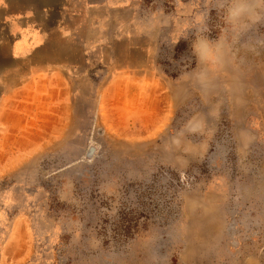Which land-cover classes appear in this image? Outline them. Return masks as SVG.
I'll return each mask as SVG.
<instances>
[{
    "label": "rangeland",
    "instance_id": "rangeland-1",
    "mask_svg": "<svg viewBox=\"0 0 264 264\" xmlns=\"http://www.w3.org/2000/svg\"><path fill=\"white\" fill-rule=\"evenodd\" d=\"M111 1L119 37L73 119L0 111V264H264V27L202 88L181 76L188 41L136 35L150 0ZM112 73L132 77L90 93Z\"/></svg>",
    "mask_w": 264,
    "mask_h": 264
},
{
    "label": "crops",
    "instance_id": "crops-1",
    "mask_svg": "<svg viewBox=\"0 0 264 264\" xmlns=\"http://www.w3.org/2000/svg\"><path fill=\"white\" fill-rule=\"evenodd\" d=\"M127 9L111 0H0V111L39 101L54 119H73L75 98L85 93L79 80L103 78L96 76L97 52L119 37L104 40V31L110 20L118 28ZM131 77L112 73L105 85L94 81L90 93L118 95L119 80Z\"/></svg>",
    "mask_w": 264,
    "mask_h": 264
},
{
    "label": "clouds",
    "instance_id": "clouds-1",
    "mask_svg": "<svg viewBox=\"0 0 264 264\" xmlns=\"http://www.w3.org/2000/svg\"><path fill=\"white\" fill-rule=\"evenodd\" d=\"M167 4L150 0L134 21L136 35L154 43L163 39L172 50L181 40L188 41V55L180 60L188 66L181 76L202 88L229 71L237 52L264 27V0H180L173 8Z\"/></svg>",
    "mask_w": 264,
    "mask_h": 264
},
{
    "label": "water",
    "instance_id": "water-1",
    "mask_svg": "<svg viewBox=\"0 0 264 264\" xmlns=\"http://www.w3.org/2000/svg\"><path fill=\"white\" fill-rule=\"evenodd\" d=\"M94 151H95V147L90 146V147L88 148L87 152H86V157H87V158H91L92 155H93V153H94Z\"/></svg>",
    "mask_w": 264,
    "mask_h": 264
}]
</instances>
